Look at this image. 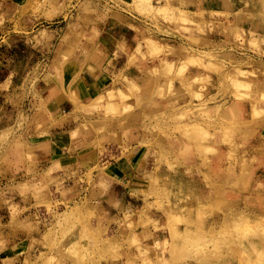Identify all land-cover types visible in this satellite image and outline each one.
I'll list each match as a JSON object with an SVG mask.
<instances>
[{
	"label": "rangeland",
	"instance_id": "obj_1",
	"mask_svg": "<svg viewBox=\"0 0 264 264\" xmlns=\"http://www.w3.org/2000/svg\"><path fill=\"white\" fill-rule=\"evenodd\" d=\"M0 264H264V0H0Z\"/></svg>",
	"mask_w": 264,
	"mask_h": 264
},
{
	"label": "crops",
	"instance_id": "obj_2",
	"mask_svg": "<svg viewBox=\"0 0 264 264\" xmlns=\"http://www.w3.org/2000/svg\"><path fill=\"white\" fill-rule=\"evenodd\" d=\"M83 48L86 50V54H85V57L83 58V61H82V65H80V66H77L76 68H81L83 65H85V63H86V61H85V59H86V57L88 56L87 55V53L88 52H90L91 50H90V45H88V44H84V45H82L81 47H79L77 50H75L76 52H75V54H74V62L76 61V59H77V57L81 54L80 52L83 50ZM90 50V51H89ZM87 60V59H86ZM93 68V67H92ZM90 76H92L91 75V73H84V75H83V80L80 82L81 83V85H82V89L84 90V93H85V95H87V97H92L90 94H92V93H94L95 92V90H99L98 88L96 89L95 87H94V83H95V77H93L92 76V79H93V82H90V80H89V77ZM100 78H102V77H100ZM103 79V78H102ZM104 80V79H103ZM78 163H79V161H77Z\"/></svg>",
	"mask_w": 264,
	"mask_h": 264
},
{
	"label": "bare ground",
	"instance_id": "obj_3",
	"mask_svg": "<svg viewBox=\"0 0 264 264\" xmlns=\"http://www.w3.org/2000/svg\"><path fill=\"white\" fill-rule=\"evenodd\" d=\"M68 49V48H67ZM64 49H60L59 51L63 52ZM66 52V51H65ZM251 237H246V238H243L245 240V242L247 243H250L249 240H250Z\"/></svg>",
	"mask_w": 264,
	"mask_h": 264
}]
</instances>
